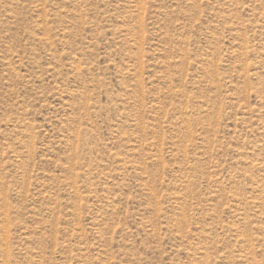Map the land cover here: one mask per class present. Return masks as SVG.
I'll use <instances>...</instances> for the list:
<instances>
[{"label":"rangeland","instance_id":"rangeland-1","mask_svg":"<svg viewBox=\"0 0 264 264\" xmlns=\"http://www.w3.org/2000/svg\"><path fill=\"white\" fill-rule=\"evenodd\" d=\"M0 264H264V0H0Z\"/></svg>","mask_w":264,"mask_h":264}]
</instances>
